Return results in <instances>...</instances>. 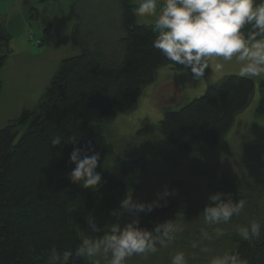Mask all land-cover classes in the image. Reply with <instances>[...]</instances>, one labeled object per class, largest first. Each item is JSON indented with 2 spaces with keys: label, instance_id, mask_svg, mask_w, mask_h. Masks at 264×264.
<instances>
[{
  "label": "trees",
  "instance_id": "obj_1",
  "mask_svg": "<svg viewBox=\"0 0 264 264\" xmlns=\"http://www.w3.org/2000/svg\"><path fill=\"white\" fill-rule=\"evenodd\" d=\"M119 1L121 50L86 48L63 59L37 106L24 110L0 129V264H49L53 248L61 253L74 252L85 234L102 235L90 228L84 232L80 229L83 214L114 208L139 189L148 174L145 162L138 158L107 166L102 183L94 191L73 189L74 183L67 178L74 168L69 163L74 146L66 143L68 139L75 136V146L85 150L90 145L94 152H100L103 162L105 123L136 108L142 89L155 81L160 67H183L153 47L152 27L137 24L131 0ZM74 16L72 9L70 17ZM79 31L77 24L72 34L75 45L83 42ZM10 42V34L0 25V70L12 52ZM2 89L0 80V97ZM254 89L253 79L229 75L219 85H209L205 94L181 109L166 112L159 132L186 154H204L229 132L236 116L249 105ZM91 111L97 114V122L88 119ZM256 114L264 115V82ZM57 136L65 142L52 146ZM170 186L171 194L160 200V207L163 212L174 213L183 185L174 180ZM96 223L103 228L109 222ZM259 223V238L248 242L237 237L231 251L248 264H264V212ZM69 264L97 262L73 257Z\"/></svg>",
  "mask_w": 264,
  "mask_h": 264
},
{
  "label": "rangeland",
  "instance_id": "obj_2",
  "mask_svg": "<svg viewBox=\"0 0 264 264\" xmlns=\"http://www.w3.org/2000/svg\"><path fill=\"white\" fill-rule=\"evenodd\" d=\"M131 2L138 6V0ZM72 9L73 18L70 17ZM121 14L119 0H0V25L10 34L12 49L0 70L3 83L0 129L24 110L37 106L63 59L79 55L86 48L121 50ZM136 22L152 25L153 18L136 16ZM77 24L83 42L75 45L72 34ZM215 62H209L205 77L199 81L183 67L172 64L160 67L155 81L142 89L136 108L117 114L104 125L107 149L105 159L97 168L101 176L107 166L139 158L145 162L148 174L143 185L129 193L133 200L152 202L159 199L165 189H170L171 181H181L183 185L177 212H163L161 207H156L151 213L139 215L141 227L151 229L157 223L173 219L182 224L183 231L157 253L133 256L126 264H171V257L178 251L185 253L187 264H209L212 256L231 253L235 248L238 226L247 225L253 219L259 222L264 212V115L256 114L264 79H253L255 89L249 105L236 116L222 141L204 154L182 152L171 146L158 129L166 112L179 110L202 96L209 85H219L227 76L238 75L239 65L235 60L226 62L219 73L214 71ZM88 119L97 122V114L89 112ZM72 188L83 187L73 184ZM216 192L231 194L234 202L243 199L245 209L229 224L216 226L224 234L206 241L209 251L201 252L190 245L202 229L212 232V226L203 221L202 210L208 196ZM121 200L103 213L85 212L80 219V229L83 232L89 229L87 217L96 222H114L110 213L119 208ZM131 218L126 213L122 223ZM92 259L108 264L110 257Z\"/></svg>",
  "mask_w": 264,
  "mask_h": 264
},
{
  "label": "clouds",
  "instance_id": "obj_3",
  "mask_svg": "<svg viewBox=\"0 0 264 264\" xmlns=\"http://www.w3.org/2000/svg\"><path fill=\"white\" fill-rule=\"evenodd\" d=\"M134 16L153 18L152 31L155 34L153 47L173 64L190 71L193 79L205 77L211 60H215L214 71L224 70L225 63L235 60L239 65L238 75L247 79H264V0H138L132 9ZM63 140L57 136L51 145H59ZM65 142V141H64ZM73 144L69 163L74 165L68 179L84 189L96 190L102 183L101 172L97 171L101 161L100 152L76 147V137L66 141ZM91 153V154H89ZM168 189L152 202H137L127 194L118 209L110 213L114 222L101 228L93 218H86L93 233L87 235L74 250L62 253L51 250L49 264H69L75 258H109L108 264H126L133 256L155 254L174 242L183 231L180 222L173 219L157 223L153 228L140 226V213H151L160 207V200L170 195ZM227 196L225 199L224 197ZM245 209V201L234 202L231 194L216 192L208 196V203L202 210L203 221L212 226L210 233L202 229L199 237L191 242L192 249L208 252L205 244L222 236L219 225L229 224L234 216ZM132 218L122 223L125 214ZM243 241L252 242L261 234V224L253 219L247 225L235 229ZM97 264L99 262L97 261ZM171 264H187L183 251L171 257ZM209 264H248L238 254L225 252L211 257Z\"/></svg>",
  "mask_w": 264,
  "mask_h": 264
},
{
  "label": "crops",
  "instance_id": "obj_4",
  "mask_svg": "<svg viewBox=\"0 0 264 264\" xmlns=\"http://www.w3.org/2000/svg\"><path fill=\"white\" fill-rule=\"evenodd\" d=\"M178 89H180L179 87H178ZM180 91V90H179Z\"/></svg>",
  "mask_w": 264,
  "mask_h": 264
}]
</instances>
